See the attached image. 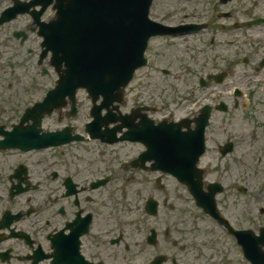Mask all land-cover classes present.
<instances>
[{
  "label": "flooded vegetation",
  "instance_id": "flooded-vegetation-1",
  "mask_svg": "<svg viewBox=\"0 0 264 264\" xmlns=\"http://www.w3.org/2000/svg\"><path fill=\"white\" fill-rule=\"evenodd\" d=\"M36 1L46 2L0 0V20L11 7L31 4L0 25V141L46 92L30 94L43 84H32L29 72L49 64V57L39 61V29L55 11ZM150 17L164 26L140 70L147 79L160 74L159 86L172 90L160 93L158 104L141 102L132 89L139 103L113 113L127 116L124 131L146 133L168 119L185 120L181 131L191 132L210 108L200 165L204 194L218 190L219 218L176 176L153 167L152 135L123 141L124 158L97 157L116 144L84 146L89 139L0 149V264H243L221 245L237 244L230 227L258 233L264 226V0H154ZM66 116L68 110L46 116L41 131L65 128ZM242 119L251 123L245 133Z\"/></svg>",
  "mask_w": 264,
  "mask_h": 264
},
{
  "label": "water",
  "instance_id": "water-1",
  "mask_svg": "<svg viewBox=\"0 0 264 264\" xmlns=\"http://www.w3.org/2000/svg\"><path fill=\"white\" fill-rule=\"evenodd\" d=\"M149 5V0H59L58 19L51 24V31L53 39L61 44L62 57H56L55 62L65 60L69 69L46 102L54 103L69 93L75 100L79 86L86 87L94 98L103 95V104L97 107V112L116 100L121 101L135 69L145 63L149 36L139 26L148 14ZM45 112L40 109L39 124ZM97 117L101 123L102 117ZM131 129L142 132L138 126ZM58 139L55 137L47 143H58ZM201 151L202 142H199L194 149V164ZM252 255L255 264H264L261 249Z\"/></svg>",
  "mask_w": 264,
  "mask_h": 264
},
{
  "label": "rangeland",
  "instance_id": "rangeland-1",
  "mask_svg": "<svg viewBox=\"0 0 264 264\" xmlns=\"http://www.w3.org/2000/svg\"><path fill=\"white\" fill-rule=\"evenodd\" d=\"M144 72H140L137 74V77L135 79V81L132 84L131 90H130V94L128 93L126 96V99L128 100L127 105H123L122 109L123 110H127L129 109L134 103H139L136 102L134 99L135 94H131L132 89L134 90V92H136L137 90L142 93V98H141V102H147V103H158L160 104V97H159V93H163L165 92V89H168V93H170V88L169 87H162L159 86L161 81H162V77L160 74L156 73V72H152V76L153 78L147 79L146 77H144ZM54 78V77H53ZM43 84V86L39 87L40 89H36L37 93L36 95H41L44 92V87L45 89L49 88L52 84H53V80L50 79L49 77H44L41 80V83ZM30 89L29 86H26V90ZM79 103L81 104V106L79 105L80 108V112L79 114L74 117L71 118V122L76 124L78 127H83V122L85 120H88L89 118V108L91 106V102L89 100L88 94L85 90H80L79 91ZM168 100H165L161 105L164 106L165 103H167ZM165 112H163L164 114ZM67 116L65 118L66 122H69V119ZM48 121V120H46ZM50 121V120H49ZM47 122V124H45L46 126H50V125H57L59 123L60 120H55V121H51V122ZM251 123L245 119H242V128H243V132H247L249 130H251L252 128L250 127ZM89 147H96L95 143H90L88 144ZM127 150L126 144H119V145H115L113 148H108L107 151L104 152V154L98 153L97 157H106V158H116L117 157V153L120 154L121 158H124L125 152ZM137 176H139V174H137ZM139 187L138 184H135L132 189H134ZM163 195L164 196H168L169 193L168 191H163ZM174 200L176 201V204L181 203V199H178L177 197H173ZM186 197H184L185 199ZM178 202V203H177ZM227 240L226 244H222V249L225 250L227 253L230 254H238L237 248H235V245L232 243V241ZM223 243V240H222ZM243 264H246L244 261H242Z\"/></svg>",
  "mask_w": 264,
  "mask_h": 264
}]
</instances>
